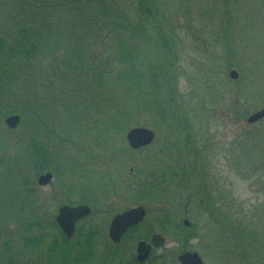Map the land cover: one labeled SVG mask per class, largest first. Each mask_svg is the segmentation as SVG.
Returning <instances> with one entry per match:
<instances>
[{"label":"trees","instance_id":"16d2710c","mask_svg":"<svg viewBox=\"0 0 264 264\" xmlns=\"http://www.w3.org/2000/svg\"><path fill=\"white\" fill-rule=\"evenodd\" d=\"M186 2L0 0V128L3 130L4 120L11 114L21 116L19 127L23 128L18 142H13L12 131L8 130L6 136L8 143L10 140L13 143L9 159L14 164L16 179L27 168H32L33 179L45 171L62 178L67 171L63 154L68 143L82 141L86 131L96 129L99 121L89 126L85 121L86 116L99 108L107 111L101 122L110 124L115 134L131 127L136 116L132 107L145 109L153 123L157 120L171 125L168 127L171 131L192 129L196 111L192 103L184 100L178 86L180 72L175 66L178 47L175 36L170 35L173 18L164 16L167 11H180ZM229 12L228 6L226 19ZM230 29L228 22L224 28L228 46L234 44L232 33L227 35ZM200 106L202 112L209 110L204 101ZM240 116L245 117L246 113L242 111ZM183 144L186 146L187 142ZM80 149L95 157L83 146ZM4 158L5 154L0 156V164ZM145 162L149 166L143 165L145 171L138 170L129 176L127 186L170 187L174 196L176 191L180 204L188 203L185 173L165 177V171H158L156 177L154 168L158 163ZM21 184L24 190L17 186L0 190V237L4 238L0 264H30L26 253L42 251L48 236L53 242L47 249L52 261L60 239L54 231L45 230L47 214H51L38 204L40 195L35 180L33 188L28 187L27 177H21ZM30 193L34 196L32 206L26 198ZM13 199L19 201L18 207L12 206ZM225 219L217 223H222L233 237L240 233L247 243L256 244L253 232L237 221ZM16 223L18 227L14 230L12 225ZM51 226L57 228L56 222H50ZM165 227L163 222L162 229ZM185 230L181 224L176 226V239L181 246L187 243ZM16 234L20 238L18 254L23 260L19 263L14 259ZM89 251L90 245L82 244V264L89 263ZM45 256L47 253L43 251L37 264H42Z\"/></svg>","mask_w":264,"mask_h":264},{"label":"rangeland","instance_id":"374dc122","mask_svg":"<svg viewBox=\"0 0 264 264\" xmlns=\"http://www.w3.org/2000/svg\"><path fill=\"white\" fill-rule=\"evenodd\" d=\"M187 1L180 11L164 14L173 18L170 35L175 36L178 47L179 55L175 61L180 72L178 86L184 100L193 104L196 111L193 122L209 144V180L216 185L213 196L221 200L230 220L239 221L248 232L254 233L256 243H247L238 235L233 237L222 225L221 232L216 226L212 229L215 233L220 232V236L210 235L203 228L200 230L201 233L203 231L202 236L190 244L192 249L206 256L208 264H264V118L253 124L246 122L247 116L264 107V0ZM228 6L230 12L226 19ZM228 22L231 29L227 35L232 33L235 43L232 46H228L224 31ZM233 68L240 74L236 80L229 76ZM201 101L209 110L201 111ZM242 111L246 113L245 117L240 116ZM137 112L138 109L132 107V114ZM103 117L106 118L105 113ZM88 120L91 121V116ZM141 120L147 123V116ZM19 126L11 130L4 124L3 130L0 128V156L6 155L0 164V190L19 185L14 164L9 159L13 143L11 140L8 143L9 138L6 137L10 130L15 139L13 142L16 141L23 129ZM102 128L94 129L98 137L85 144L88 150H95L98 156H102L98 162L101 170L109 165L111 151L125 143V135L115 136L112 127L108 131L106 128L102 131ZM108 142H114L113 146ZM161 143L158 138L152 148L137 152V159L143 161L146 153L147 159L151 158ZM63 161L69 172L68 178L75 182L77 188L101 189L109 176L107 171L94 172L93 166L88 165L82 154L75 150L65 151ZM131 164L135 166L136 161ZM7 173L10 175L3 178ZM61 181L55 177L48 186L38 187L42 198L44 195L48 197L50 211L55 213L57 201L53 197L60 190ZM77 192L83 193L84 189ZM16 201L12 200V206H18L19 201ZM12 228L16 229L13 225ZM214 237V246L209 247V239ZM3 239L0 237V246ZM170 239L166 249L174 251L181 248V244ZM13 244L17 249L14 250L15 262H22L18 254L19 236L14 235ZM26 254L28 260L31 254Z\"/></svg>","mask_w":264,"mask_h":264},{"label":"flooded vegetation","instance_id":"af4514ba","mask_svg":"<svg viewBox=\"0 0 264 264\" xmlns=\"http://www.w3.org/2000/svg\"><path fill=\"white\" fill-rule=\"evenodd\" d=\"M201 135L195 130L188 133V139L190 137L192 140L197 154V159L195 160L196 155H192L193 162L187 165V176L190 179L188 203H176L171 190L170 200H163L160 194L162 195V191H167V189L160 187L139 186L129 189L106 187L92 190V205L90 204L92 211L89 218L77 219L75 228L70 233L58 225L55 231L60 239V246L56 248L52 261H50L47 249L53 242L52 237H46L42 248L44 247L47 256H45V261L43 256L42 264H79L82 238L86 237L88 233L90 234L91 257L94 264H184L180 257L187 251L190 254L197 253L202 262L208 264L206 256L199 250L192 249L190 244L192 240L201 237L203 231L205 232V227L209 224V211L220 210L219 202L207 204L204 198V181L208 184L210 182L209 174L204 181L202 176L203 170H207L209 173L210 159L208 155L210 152L208 142ZM203 158L208 162V165L201 164L204 163ZM165 170L164 175L171 176L168 167ZM68 175V171L63 172V177L60 178L62 180L60 190L53 197L54 201L59 202L58 212L65 205L81 204V193L77 192L78 189L81 191V188H77L75 182L69 179ZM192 178H195L194 181ZM42 200L44 201L43 207L50 206L48 197L44 195ZM140 207L144 209V215L139 218L140 213L134 214L136 216L135 223L124 232L119 230L123 233H119L120 236L117 240L114 239L112 232L114 235L117 232L118 236V231L114 232L112 228L113 220L125 211ZM45 222L47 224L45 230L49 232V220ZM163 222L166 227L170 228V232L162 230ZM179 224L186 227L187 243L180 249L170 251L166 249L167 244H161V238L156 240V236L164 235L167 241L168 238H171L170 240L177 242L176 226ZM201 229H203L202 233ZM141 243L149 247L148 255L144 260L139 259ZM39 252L41 251L30 253L28 258L30 264H37ZM55 254L59 259L56 260Z\"/></svg>","mask_w":264,"mask_h":264},{"label":"water","instance_id":"95a60500","mask_svg":"<svg viewBox=\"0 0 264 264\" xmlns=\"http://www.w3.org/2000/svg\"><path fill=\"white\" fill-rule=\"evenodd\" d=\"M230 75L234 78H237L239 74L236 70H232ZM262 117H264V109L249 116L247 121L249 123H253ZM19 122H20V116L18 114L11 115L6 119L7 125L12 128L16 127ZM153 137H154L153 132L144 128H134L128 133V140L130 144H132L134 147H139L141 145L150 143L153 140ZM52 177L53 174L51 172L43 174L39 178V183L41 185H46L51 181ZM89 212H90V208L84 205L78 207L63 206L60 210L57 220L60 223V225L63 227V229H65L68 232H71L76 219ZM136 213L137 212L129 211L124 214H121L115 219L114 227L121 226L122 231H125L131 224H133L136 221L135 220L136 216L134 215ZM185 222H187V220H185ZM160 238L162 244L165 239L162 236ZM156 240L158 239L156 238ZM148 252H149V247L141 243L139 246V259L144 260L148 255ZM180 259L184 264H204L197 253L194 254L184 253L180 257Z\"/></svg>","mask_w":264,"mask_h":264}]
</instances>
